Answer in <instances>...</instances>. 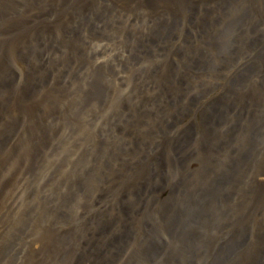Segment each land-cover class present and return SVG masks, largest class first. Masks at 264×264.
Instances as JSON below:
<instances>
[{"label": "rangeland", "instance_id": "obj_1", "mask_svg": "<svg viewBox=\"0 0 264 264\" xmlns=\"http://www.w3.org/2000/svg\"><path fill=\"white\" fill-rule=\"evenodd\" d=\"M0 72H84L81 85L61 83L51 92L55 95L40 82L26 83V95L20 100L16 87L27 78L16 74L11 76H15L11 91L0 89V118L10 114L8 130L0 138V149H6L0 154L5 153L11 162L2 164V172L6 176L15 173V179L21 181L16 186H22L18 188L19 205L6 217L0 216V264H98L94 255L103 252L110 255L102 257L104 263L120 264L138 237L152 234L157 219L154 200L136 181L145 174L152 144L177 135L178 130L182 134L184 126L195 129L210 103L207 96L217 95V100L236 97L239 103L222 111L224 119H217L219 129L216 134L210 132L211 140H224L221 126L234 130L224 132L230 140L244 135L243 128L248 126L263 128L264 133V0H0ZM32 75L30 80L36 74ZM180 77L186 86L177 84ZM241 89L247 96L238 93ZM56 95L66 103L54 100ZM15 101L19 105L11 112L9 106ZM68 102L72 106H66ZM36 105L39 110L33 108ZM161 105L172 107L160 111L161 116L153 118L158 126L152 127L149 112ZM251 108L258 119L247 124ZM69 109L73 110L67 121L60 115ZM140 118L146 119L132 123ZM61 120L56 126L55 121ZM161 121L165 123L161 125ZM170 123L174 132L163 127ZM195 137L189 143L194 160L188 158V162L195 163L199 176L211 178V173L205 175L211 167L207 162L219 160L204 147L211 140L202 145ZM28 146L35 148L31 164L22 154ZM257 146L247 147L238 156L241 171L235 172L242 177L240 186L246 180L254 182L252 168L262 157L264 139ZM16 148L20 157L13 152ZM100 167L107 175L98 172ZM30 170L29 178L25 171ZM48 177L54 180L45 181ZM74 177H78L77 183H72ZM144 182V186L150 184V180ZM234 182L233 177L220 198H209L205 215L197 219L196 234L209 238L210 243L215 237L221 243L226 238L224 244L239 240L235 253L223 249L226 257H233L228 264H243L245 257L260 250L255 236L264 234V204H253L264 199V192L253 191L256 199L242 204ZM99 183L104 187L113 183L120 189L105 195L102 189L93 190ZM67 185L70 187L65 189ZM82 187L89 190L77 195ZM129 192L144 196V204L127 203L132 214H117L115 206ZM108 207L103 215L93 217V209ZM107 214L112 216L109 220ZM181 219H176L178 224L167 234H179L185 250L201 253L209 264L223 255L222 250L213 255L218 244L210 248L205 242L204 251L202 244L198 247L194 241L180 238L184 232ZM83 223L90 228L88 232ZM15 234L20 239L33 235L39 245L48 244L50 249L44 258L26 261L23 249L15 244ZM111 236H120L122 242L102 250ZM163 239L167 245L171 236Z\"/></svg>", "mask_w": 264, "mask_h": 264}, {"label": "bare ground", "instance_id": "obj_2", "mask_svg": "<svg viewBox=\"0 0 264 264\" xmlns=\"http://www.w3.org/2000/svg\"><path fill=\"white\" fill-rule=\"evenodd\" d=\"M235 42L237 43V41ZM7 73L8 72H0V89L9 90V88L12 86L11 82H14L15 80L13 79L15 78V76L11 78L13 74H16L17 77L20 78L22 77L27 78L26 82L21 81L20 85L16 87V89H19L18 96L21 100L26 95V91H27L26 83L38 85V82H40L39 84L45 86L46 90L49 93H51L61 83L67 85L69 84L81 85V83L83 82L81 73L84 72L81 73L80 72H60V73L59 72H9L8 75L4 77L3 75ZM31 73L33 75L36 74L32 80H30ZM253 75L254 74H251L250 76ZM91 76L92 75H88L86 77H91ZM260 79L262 80L263 77H261ZM177 80H178L177 82L178 85L181 86L183 84V87L186 86L187 82L182 81L181 77L180 79ZM261 83L264 87V80L261 81ZM30 87L33 88L34 86H30ZM187 90H189V88H187ZM59 92L61 93V90ZM188 92H191L193 94V91L191 90H189ZM238 93L247 96V93L243 89L238 90ZM51 94L55 95V93H51ZM227 96L228 95H226V97ZM217 97L218 95L215 96L214 98H210V97L208 98L207 96V100L210 103L209 105L206 106V110L202 112L201 120L195 129L193 128V125L184 126L185 129H182L184 130L182 131V134L181 132H179L180 130H178L179 135L173 134L175 136L173 138H171V136L173 135H168L167 138H166L167 135H165L166 139L163 142L161 143L156 142L152 144L151 148L153 147V149L151 150L150 148L151 156L149 158V163L145 161L148 163L147 167H145L144 170L145 174L136 181H137V187L141 188L143 186L144 188L142 189V191H145L146 196L149 195L150 193L151 196L149 197L154 200L155 218L157 219L154 225L152 226L151 229L152 234H149V236L145 234L146 235L145 237L143 236L138 237L134 247L132 248V250L125 253L124 259L123 261H121L120 264H209L205 260L206 257L204 259L203 257L204 255H202L201 253L191 254L189 251L185 250V248H183V246L181 245V242H179L178 240L179 234H167L168 231H171L170 230L171 228L175 227L178 224L176 219L182 217L180 221V225H184L183 228L181 227L182 230H184V232L180 233L181 234L179 236L180 238H184L185 241L188 238L194 241L195 245H197L198 247H200L201 244L204 247V243L208 242L207 246L209 247V243H210L209 238L207 240H204V237L198 238V235L196 234V230L198 228L197 219L198 217L205 215L204 210L206 208V205L209 204L208 201L209 198L210 197L212 198L213 196L215 198L216 197L220 198V195L226 193V189L228 190L230 186L229 184L233 177L235 182L234 185L232 186L237 185L236 187H233V189H235L237 193H240L242 198V200H240L239 203L245 204L246 200L256 199V197L253 194V191H255L257 194L259 192H264V152L262 154V157L258 165H253L252 169H254L255 171L254 182L246 180L245 185L240 186L239 184L243 182L242 177L236 174L237 171L239 170L241 171V166L238 160L239 159L238 156L243 154L244 151L247 149V147H250L252 145L254 146L258 145L257 147L260 146L261 141L264 139L263 137L264 133L261 131L263 128L257 127L251 129V127L248 126L246 128H243L245 131L243 132L244 135L239 134V136H242L241 138L235 135L232 138V140H230V136L225 135L224 132L225 130H227L229 133H231V131L233 132L234 130H231V128H228L226 126H221V130L223 131H221L220 134L223 135L224 140L222 139H216V141L211 140L212 137L210 132H215L216 134L217 130L219 129L218 126L215 125L217 123V119L218 118L220 120L224 119L223 118L224 114L222 113V111L230 110L231 108L230 104L239 103V99L236 97H233L232 100H230L232 101V103L227 99L223 101L217 100ZM16 98L17 97L14 96V99ZM41 98L42 97L40 96L39 99ZM69 99H71V97H69ZM54 100L58 102L62 101L63 104L66 103L65 100H62L61 97L57 95ZM253 100L257 102V99L254 97ZM21 102H24V100H22ZM17 105H19V101H15L12 106H9L11 112L15 110V107ZM66 106H72V103L68 102ZM171 107L172 106L168 107L161 105L154 111H150L149 113L152 115V117L147 119L149 125L152 127L158 126L157 122L154 121L153 118L161 116L160 111H168V110L170 111ZM33 108L35 110H39L40 106L36 105ZM254 109L258 110L256 108ZM72 110L73 109L67 110L65 115H63L64 112H61L60 116L64 120L68 121L70 119L69 117L72 115ZM174 112L176 114L179 113L177 110H174ZM254 113L255 112L251 108L250 112L246 115L245 118V122L247 124H249V122H251L252 120L258 119V117ZM167 114L172 117L175 116L174 113H171L170 115L169 112H167ZM9 115L10 114L7 113L6 117L0 118V138H2L1 133L8 130L6 124L8 120L7 117ZM141 119H146V118H140L136 120L134 119L132 120V123L140 124ZM3 120L5 121V123H3ZM62 122L63 120H61V123L55 121V125L56 126L61 125ZM160 123L161 125H163L165 122L161 121ZM171 124L172 123H170V125L163 126L166 129V131L168 130L172 132L175 131V128H173ZM9 130H12V128ZM158 132H160V130H157V133ZM195 136H197V138L199 137L198 143L201 142L202 145L207 141L211 140V142L209 143L207 142L204 145V147H206V150L209 149L213 153L214 157L217 160H219V163L214 162L215 160L213 161L210 160L211 162H207L211 167L210 168L207 167L205 175L207 173H211L212 175L211 178L209 176L207 177L199 176V174L197 173L198 169L196 170L195 169L196 166H194L195 163L188 162V158L194 160V157L190 156L193 147L191 146L189 148V143L192 137L196 139ZM177 137H179L180 139ZM198 143H197V147H199ZM26 148L27 149L24 150L22 154L26 155L27 161H29L31 164L32 163L31 156L35 154L33 153V150L35 148L31 146H28ZM2 149H6V147L2 146L0 150ZM228 149H232L233 152L231 151L228 152ZM13 152L17 153V148ZM17 155L20 157L21 152L17 153ZM38 156L39 155L35 156L34 158ZM143 159L144 157L140 160ZM5 161H7V163L9 164L11 162V159L7 158L5 153L0 154V216L1 217L4 216L6 217V214L8 213L9 210H13L17 207V205H19L20 199L18 201L17 195L20 194L19 192L21 191V189L18 188L22 187V186H16L17 184H20L21 181L20 179H15L16 178L15 173L9 172L8 175L6 176L2 172L3 170L2 164H4ZM32 165L35 166L34 161ZM101 167L98 172L105 173L106 172L105 169ZM120 171L121 170H117L116 172L119 173ZM25 172L27 173L29 178L33 173V171L31 170ZM107 173L108 171L106 172V175ZM235 174L236 176H234ZM29 178H27V181H29ZM77 178L74 177L72 183H77ZM53 180L54 177L52 179L51 177H48L46 178L45 181L52 182ZM149 180H150V184H148ZM144 181H146L148 185L144 186L145 185ZM23 182H25V180ZM95 184L97 186V181ZM98 185L99 186L97 188H94L93 190L95 192H98L102 189L104 191V194L105 195L108 194L109 196L111 195L112 192H115L116 190L120 189L119 188L120 185L117 186L113 183L111 184L106 183L105 187L100 183ZM68 187L70 186L68 185L65 186V189ZM79 190L80 191L77 193V195H79L81 191L82 193L86 192V190H89V187H85V188L82 187ZM164 192H168V196L164 197L163 196ZM98 195L102 197L100 193ZM134 195H135L134 193L129 192L126 195V197H124L126 202L120 197L121 198L120 202H118L117 206L114 205L116 208L119 209L117 214H123V216L124 214L126 215L132 214L134 210L130 209L127 206V203L129 204L138 203V205L140 204V206L144 204L145 201L144 196H141V194H139L135 197ZM256 200H258V203H254L253 205L257 206L259 203L264 204V199L258 198ZM103 202H104V198H103ZM108 209L109 207L105 209L102 208L100 210H97L96 208L97 211L93 209V213H95L93 217L96 219V215L98 213L102 214L103 212H105V210ZM108 215L109 214H107L106 219L109 220L112 216L108 217ZM118 218H122V217L118 216ZM82 226L85 228L84 231L86 232L89 231L90 228L87 226L86 223H83ZM95 228H99V225ZM15 235L17 240V243L15 244L18 248L23 249V252L25 253L26 261L35 262L38 256L44 258L46 252L48 253V249H50L48 247V244L39 245V243L35 239H33V235L25 234L21 237V239H20V234H15ZM50 235L51 234H48V237ZM260 235L261 234H257L255 236V243L257 242L256 247L260 249L257 250L258 254L256 255L253 254L248 257H245L243 264H264V234H262L261 236ZM104 236L107 237V235ZM166 236L167 237L171 236L170 243H167V245L163 241L164 240L163 238H165ZM87 237L89 238V235ZM121 240L122 238H120V236H111L106 240L107 242H104L103 245L101 244L102 250L103 248H107L106 245L112 244V246L115 247L116 244ZM99 241L100 239L97 240V243ZM226 241L227 239L224 238L223 243H221L220 240L216 239L215 237L214 242L210 243L211 244L210 248L218 244V246L215 247L213 254L214 256L216 252H218V250H222L221 252H223V255L217 257L215 262H213V264H228L226 261L229 258H233L229 256L226 257L223 246L226 247L225 251L230 249L232 250V252L235 253L238 248V245L241 244L239 240L237 241V244L235 243L224 244ZM205 250L206 249L204 247V251ZM260 251L263 252L262 255H259ZM94 256L96 257L98 264H110L109 262L104 263V261L101 260L102 257L104 256L110 258L109 254L103 252V253H98V255L95 254ZM94 256L92 257V261L94 259ZM224 258H226V260H224ZM92 261H90V263Z\"/></svg>", "mask_w": 264, "mask_h": 264}]
</instances>
